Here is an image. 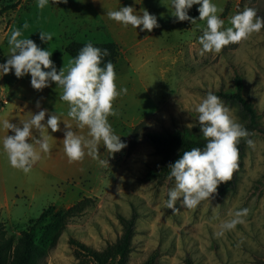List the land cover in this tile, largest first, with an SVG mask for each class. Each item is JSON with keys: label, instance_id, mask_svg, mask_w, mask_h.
I'll return each instance as SVG.
<instances>
[{"label": "rangeland", "instance_id": "rangeland-1", "mask_svg": "<svg viewBox=\"0 0 264 264\" xmlns=\"http://www.w3.org/2000/svg\"><path fill=\"white\" fill-rule=\"evenodd\" d=\"M222 13L221 30L231 27L229 18L251 7L264 14V0H212ZM134 7L157 17L159 27L151 32L123 25L107 16L108 11ZM188 10L197 21H178L172 16V0H68L67 3L37 7V0H0V64L10 54L11 32L20 29V38L32 39L41 49L49 50L57 71L65 74L73 58L64 50L72 42H114L120 47L115 65L117 91L126 88L113 102L116 115L108 121L113 133L127 146L111 155L105 147L104 160L97 170L79 182L52 186L37 170L28 174L13 168L7 155L0 159V202L5 192L10 208L1 211L8 235L17 242L21 234L50 206L54 210L38 226L36 242L46 251L43 264H96L87 248L103 251L123 235L120 216L139 214L128 264H261L264 258V135L251 136L254 147L247 145L244 165L233 191H217L187 209L176 203L178 213L166 207L168 192L175 178L142 181L149 167L161 157L145 138L146 130L162 132L176 125L198 124L195 107L207 91L234 86V67L243 74L246 92L261 113L264 125V28L239 44H229L219 53H205L199 37L206 21L199 20L198 8ZM260 17V16H259ZM28 27L25 28L24 25ZM53 34L44 43L40 32ZM146 37V38H145ZM50 71V69H45ZM31 75L15 76L14 69L0 72V106L15 99H27L37 105L42 93L46 104L58 111L67 102L59 99L63 89L50 82L46 90L31 86ZM39 97H37L38 93ZM30 95V96H29ZM238 123L239 110L225 104ZM143 124L131 144L134 129ZM194 126V127H195ZM96 158L97 167L101 163ZM74 213H67L71 208ZM248 209L243 223L225 230L220 225ZM67 213V214H66ZM62 214V216H60ZM66 214V215H65Z\"/></svg>", "mask_w": 264, "mask_h": 264}, {"label": "clouds", "instance_id": "clouds-1", "mask_svg": "<svg viewBox=\"0 0 264 264\" xmlns=\"http://www.w3.org/2000/svg\"><path fill=\"white\" fill-rule=\"evenodd\" d=\"M61 2L67 3L68 0H52L55 4ZM47 4L48 0H37V7L41 10ZM193 5H200L198 19L206 21L207 24L199 37V44L202 45L199 53L201 56L205 53H219L225 46L239 44L264 28V17H259L254 8L246 6L242 12L229 18L231 27L221 30L224 20L217 13H222L223 9L213 4L212 0H172V16L178 21L195 23L197 19L188 14ZM107 16L136 29L142 25L141 31L151 32L159 27L157 17L147 9H144L141 15H136L134 7L125 6L118 11H108ZM24 27L27 28L28 25L25 24ZM21 36L20 29L11 32L8 41L9 58L6 63L0 64V72L6 75L14 69L17 78L30 74L31 86L38 91L49 87L50 82H55L63 89L59 99L69 104L68 117L77 121L79 128L87 127L88 136L91 137L85 139L77 135L71 130V125L65 122L63 146L69 163L81 160L85 156V148L88 149L89 156L97 158L98 145L101 142L111 155L124 149L127 145L121 141L120 136L113 133L108 117L116 115L113 102L122 93L126 94L127 89L117 91L115 66L111 61L104 67L100 66L102 58L110 55L108 49L95 47L91 43L86 44L65 74L64 67L57 71L49 50L41 49L32 39L20 38ZM40 39L49 43L53 40V34L41 31ZM37 107H40L39 102ZM195 111L198 113L200 132L207 144L203 150L193 148L183 152L179 159L168 165L169 178H175V186L168 192L166 207L172 209L174 214L179 212L176 203L180 197H183L182 206L192 209L201 201L212 197L219 184L231 180L238 168L237 144L241 138H245L249 147H254V141L247 139V129L232 118L230 109L211 91L196 105ZM46 115L48 119L45 124L43 122ZM60 122V117L55 112L49 115L46 109L34 113L27 121H21L22 127L7 119L0 122L4 130L15 133L3 138V149L10 165L28 174L41 158V153L50 150L45 129L50 128L52 132H58L61 130ZM194 126L192 123L187 124V128ZM34 129L40 134L39 139H32ZM29 138L32 143L28 142ZM247 214L246 208L237 211L234 219L221 223V231L216 235L222 236L225 230L234 229L237 224L243 223L242 217Z\"/></svg>", "mask_w": 264, "mask_h": 264}, {"label": "trees", "instance_id": "trees-1", "mask_svg": "<svg viewBox=\"0 0 264 264\" xmlns=\"http://www.w3.org/2000/svg\"><path fill=\"white\" fill-rule=\"evenodd\" d=\"M259 16L264 17V14H260ZM86 44L88 43L72 41L65 46L64 50L74 59L80 49ZM91 44L101 49L106 48L110 52V55L102 58L101 67H104L108 61H111L114 66L117 64L121 54L118 44L114 42ZM233 79V88L226 89L221 87L217 90L209 91L217 95L225 104L236 107L239 110L238 123L247 129L249 133L247 139H251V136L255 133L264 135L261 113L253 100L248 96L245 78L236 67H234ZM142 126L143 124H140L134 129L131 144L136 140ZM144 134L148 142L153 145L156 155L161 157V161L158 165L148 168L141 178L142 181L155 179L165 181L170 179V169L168 168L170 163H174L179 159L183 152L190 151L193 148L203 150L207 144V141L200 132L199 123L193 128H187V125H176L174 129H166L162 132L146 130ZM237 147L239 149L238 168L234 171L230 181L218 185L217 191L229 192L236 188L239 173L242 171L244 165L245 149L247 147L245 138L240 139ZM173 179L174 177L170 180ZM53 210L54 207L50 206L41 213L37 220H31L29 228L21 234L17 242L13 237L8 235L6 223L0 211V264H43L46 251L36 242L37 229L40 224L46 221ZM75 210V207L71 208L67 213H74ZM139 217L136 209L128 219L120 216L123 235L115 244L107 246L101 252L87 248L89 256L96 264H128ZM260 261L261 264H264V258ZM149 264H154V260ZM186 264L195 263L191 258H188Z\"/></svg>", "mask_w": 264, "mask_h": 264}, {"label": "crops", "instance_id": "crops-1", "mask_svg": "<svg viewBox=\"0 0 264 264\" xmlns=\"http://www.w3.org/2000/svg\"><path fill=\"white\" fill-rule=\"evenodd\" d=\"M46 90V89H44ZM41 92H39L37 97H39ZM43 97L40 100V107L34 105L30 100L25 99H15L13 106H10V100L7 98L6 105L0 106V122L4 119L9 120L11 123L16 124L17 126L22 127L21 121H27L31 119V116L34 113H38L42 109H46L49 115L55 112L60 117V131L52 132L49 128L45 129V135L48 137V143L50 150L45 153H41V158L32 169L37 170V172L52 186L56 187L57 185H62L66 183L79 182L81 180L87 179L91 173L100 170L102 167V161L104 160V150L105 146L103 142L98 145L100 156L99 161L101 163L98 165L96 158L89 156L88 149L85 148V156L79 160L72 163H69L68 157L65 154L63 139L65 138L64 133L66 130L65 122L71 125V130L74 131L77 135L84 137L85 139H91L88 136L89 129L87 127L81 129L77 126V121L68 117L67 113L69 111V104H66L65 110L58 111L54 107H50L46 104L45 93H42ZM30 96V95H29ZM48 115L45 117L43 123H47ZM7 135H15L11 130H4L0 126V159L1 154H5L3 149V138ZM40 138V134L34 129L33 130V140ZM32 139L29 138V143H32ZM5 208H10L9 198L6 193H3V201L0 202V210L2 211Z\"/></svg>", "mask_w": 264, "mask_h": 264}]
</instances>
